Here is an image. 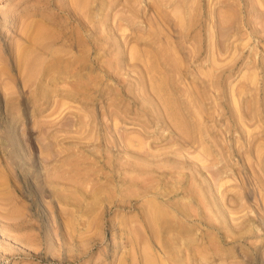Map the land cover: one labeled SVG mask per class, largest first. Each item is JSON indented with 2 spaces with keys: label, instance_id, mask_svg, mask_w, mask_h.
<instances>
[{
  "label": "rangeland",
  "instance_id": "obj_1",
  "mask_svg": "<svg viewBox=\"0 0 264 264\" xmlns=\"http://www.w3.org/2000/svg\"><path fill=\"white\" fill-rule=\"evenodd\" d=\"M90 1L0 0V264H264V0Z\"/></svg>",
  "mask_w": 264,
  "mask_h": 264
},
{
  "label": "bare ground",
  "instance_id": "obj_2",
  "mask_svg": "<svg viewBox=\"0 0 264 264\" xmlns=\"http://www.w3.org/2000/svg\"><path fill=\"white\" fill-rule=\"evenodd\" d=\"M89 1L90 0H67V2H66V4L65 5H63V6H60L58 9H59V11L61 12V13H63L64 15H66L67 16V18L71 21V22H76L77 24H78V26H81L82 24H83V22H84V20L86 19V17H88L89 18V15L91 14V11L90 12H88V7H89ZM94 1V0H93ZM106 1V0H105ZM109 1V0H108ZM188 1V0H187ZM186 1V2H187ZM52 2V1H51ZM91 2V1H90ZM110 2H111V0H110ZM44 3V2H43ZM57 3V2H56ZM100 3V2H99ZM102 3H105V2H102L101 1V4ZM106 3H109V2H106ZM136 3V2H135ZM93 4V3H92ZM122 4V3H121ZM141 4V3H140ZM41 5V4H40ZM113 6V5H112ZM116 6H117V4H116ZM93 7V6H92ZM95 8V7H94ZM139 8V7H138ZM162 8V7H161ZM189 8V7H188ZM103 9V8H102ZM109 10V9H108ZM179 12V11H178ZM127 13V12H126ZM61 15V14H60ZM93 15V14H92ZM109 15V14H108ZM176 15H178L177 13H176ZM182 16V15H181ZM99 17V16H98ZM128 18V17H127ZM126 18V19H127ZM43 19V18H42ZM93 20H94V18H92ZM91 19V17L89 18V20H92ZM124 19V18H123ZM140 19V18H139ZM190 19H192V18H190ZM88 20V19H87ZM92 20V21H93ZM128 20V19H127ZM134 20V19H133ZM103 21V20H102ZM135 21V20H134ZM104 22V21H103ZM131 22V21H130ZM43 25V24H42ZM91 25V24H90ZM102 25V24H101ZM132 25V24H131ZM87 26V25H86ZM91 27H93V31H94V29H96V25L94 26H91ZM102 27V26H101ZM111 27V26H110ZM194 27V26H193ZM33 28V27H32ZM38 28V27H37ZM36 28V29H37ZM117 28V27H116ZM115 28V29H116ZM46 29V28H45ZM88 29V28H87ZM120 29V28H119ZM28 30H29V28H28ZM136 30V29H135ZM35 32H36V30H34ZM140 31V30H139ZM26 32H27V30H26ZM90 32H91V35L93 36V33H92V31L90 30ZM102 32V31H101ZM113 32V31H112ZM141 32V31H140ZM139 32V33H140ZM188 32V31H187ZM100 33V32H99ZM104 33V32H103ZM158 33V32H157ZM156 33V34H157ZM183 33V32H182ZM37 36H36V39H34V44L36 45V47H38V48H40L41 49V51H45V50H48L47 48H48V46L50 45V44H48V43H44V41L43 40H45V37H46V34H45V32H44V30H41L40 28L38 29V32H37ZM56 35V34H55ZM106 35V34H105ZM222 35V34H221ZM32 36H34V34L32 35ZM60 36V35H59ZM159 36V35H158ZM27 37V36H26ZM50 37V36H49ZM53 37V36H52ZM52 37H50L51 38V40H52ZM56 37H58V36H56ZM104 37V36H103ZM156 37V36H155ZM29 39L28 40H30V37H28ZM59 39H60V37H58ZM106 38V37H105ZM142 38V37H141ZM146 38V37H145ZM49 40V39H48ZM147 40V39H146ZM64 41V40H63ZM98 41V40H97ZM100 41V40H99ZM139 41V40H138ZM152 41V40H151ZM105 42V41H104ZM155 42V41H154ZM50 43H51V41H50ZM153 43V42H152ZM52 45H53V43H51ZM54 44H55V42H54ZM81 44V43H80ZM169 44V43H168ZM82 45V44H81ZM102 45V44H101ZM157 46H159L158 44H157ZM169 46V45H168ZM70 47V46H69ZM100 47V46H99ZM160 47V46H159ZM30 48V47H29ZM102 48V47H101ZM26 49V48H25ZM104 49V48H103ZM158 49H161V48H158ZM166 49V48H165ZM169 49V48H168ZM96 50V49H95ZM19 51H21V50H19ZM99 51V50H98ZM132 51V50H131ZM167 51V50H166ZM17 52V51H16ZM39 52V51H38ZM37 52V53H38ZM97 52V51H96ZM135 52V51H134ZM21 53V52H20ZM19 53V54H20ZM195 53V52H194ZM65 54V53H64ZM139 54V53H138ZM162 54H163V52H162ZM172 54V51L170 52V56H172L171 55ZM59 55H60V53H59ZM67 55V54H66ZM88 55V54H87ZM135 55V54H134ZM137 55V54H136ZM191 55V54H190ZM19 56V55H18ZM37 55L35 54V56L34 57H36ZM58 56V55H57ZM61 56H64V55H61ZM89 56V55H88ZM34 57H33V54H27L26 52H22L21 54H20V56H19V60H20V62L22 63V64H28L29 63V61L30 60H35L34 59ZM68 57H70V56H68ZM77 57V56H76ZM98 57V56H97ZM134 57V56H133ZM136 57V56H135ZM138 57V56H137ZM136 57V58H137ZM140 57V56H139ZM169 57V56H168ZM167 57V58H168ZM174 57H177V56H174ZM65 58V57H64ZM71 58V57H70ZM122 58V57H121ZM97 59V58H96ZM116 59V58H115ZM18 60V61H19ZM72 60V59H71ZM82 60V59H81ZM90 60V59H89ZM164 60V59H163ZM169 60V59H168ZM58 61V60H57ZM56 61V62H57ZM80 61V60H79ZM82 61H84V60H82ZM172 61H174V60H172ZM86 62V61H85ZM166 62V61H165ZM171 62V61H170ZM182 62V61H181ZM190 62V61H189ZM19 63V62H18ZM59 63V62H58ZM57 63V64H58ZM84 63V62H83ZM117 63V62H116ZM130 63V62H129ZM48 64V63H47ZM80 64V63H79ZM78 64V65H79ZM176 64V63H175ZM174 64V65H175ZM52 65V64H51ZM177 65V64H176ZM175 65V67L177 68V66ZM45 66V65H44ZM63 66V65H62ZM158 66V65H157ZM66 67H68V66H66ZM66 67H64V70H61L60 72H66V71H68L67 69L68 68H66ZM148 67V66H147ZM51 68V67H50ZM73 68V67H72ZM151 68L152 69H154V70H156L157 68L154 66V64L151 66ZM61 69V68H60ZM66 69V70H65ZM78 70V69H77ZM81 70V69H80ZM178 71H180V70H178ZM135 74H136V72H135ZM55 75V74H54ZM28 76V75H27ZM52 76V75H51ZM176 76V75H175ZM49 78H51L50 76H48ZM71 77V76H70ZM180 77V76H179ZM72 78V77H71ZM86 79V77H82V78H80L81 80H80V82H83L85 79ZM89 78V77H88ZM87 78V79H88ZM173 78H175V77H173ZM212 78V77H211ZM65 79V78H64ZM176 79V78H175ZM181 79V78H180ZM90 80V79H89ZM48 81H50V80H48ZM86 81V80H85ZM177 81V80H176ZM57 82V81H56ZM62 82V81H61ZM65 82V81H64ZM97 82V81H96ZM53 83V82H52ZM75 83V82H74ZM85 83V82H84ZM87 83V82H86ZM56 85V84H55ZM57 86V85H56ZM61 86V85H60ZM72 87H74V85H72ZM92 87V86H91ZM141 88V87H140ZM75 89V88H74ZM142 89V88H141ZM93 90V89H92ZM59 91V90H58ZM143 91H141V93H142ZM217 92V91H216ZM179 93H181L180 91H179ZM207 93V92H206ZM144 96V95H143ZM162 98V103H167L166 105V111H167V113H166V115H168V117L166 118V120H167V122L168 123H174L173 125L175 126V127H177L179 130H187V128L185 127V125H184V123L182 122V119H183V117L181 118L180 116H182V115H180V111H178V109L179 110H181L180 108H179V106H178V104L176 103V104H174V102L172 101H169V100H171L169 97V99L168 98H165V97H161ZM159 100H161V99H159ZM202 101V100H201ZM191 103H192V101H191ZM186 104V103H185ZM177 105V106H176ZM177 107H178V109H177ZM194 107V106H193ZM192 107V108H193ZM191 108V109H192ZM195 109V108H194ZM196 110V109H195ZM203 110V109H202ZM205 111V110H204ZM182 112V111H181ZM203 112V111H202ZM179 113V114H178ZM189 114V113H188ZM196 116V115H195ZM197 117H199V116H197ZM191 118V117H190ZM159 119V118H158ZM194 119H196V118H194ZM159 121H160V119H159ZM170 121V122H169ZM193 121V120H192ZM197 123V122H196ZM223 126V125H222ZM198 127V126H197ZM227 128V127H226ZM199 129V128H198ZM197 129V130H198ZM199 131V130H198ZM122 142V141H121ZM203 142V141H202ZM122 144V143H121ZM202 144V143H201ZM201 144H199V145H201ZM196 145V144H195ZM127 147V146H126ZM201 147H202V145H201ZM205 147V146H204ZM207 149H209V148H207ZM205 151H206V149H205ZM208 151V150H207ZM225 169V168H224ZM218 175V174H217ZM142 176H144V175H142ZM138 177V176H137ZM136 178V177H135ZM3 181V179L2 178H0V182H2ZM148 194V193H147ZM78 195V194H77ZM98 196H99V194H98ZM100 198V197H99ZM1 199V198H0ZM152 205V204H151ZM156 205V204H155ZM161 205V204H160ZM93 206V205H92ZM150 206V205H149ZM162 206V205H161ZM154 207V210H153V212H151V221L154 223V224H158L159 223V221H160V219L159 218H161L160 216L162 215V216H167V214H169L170 212L167 210V212L165 211V209H164V211H165V213H167V214H162V210H160L157 206H153ZM163 207V206H162ZM185 207V206H184ZM150 208V207H149ZM164 208V207H163ZM185 209V208H184ZM149 210H151V209H149ZM169 212V213H168ZM183 213V212H182ZM175 214V213H174ZM180 215V214H179ZM165 216V217H166ZM167 218L169 219V216H167ZM161 219H163V218H161ZM159 220V221H158ZM173 220L174 221H176L174 218H173ZM161 224V223H160ZM169 224H171V223H169ZM178 224H180V226H181V223H178ZM164 225H165V222H164ZM158 229V228H157ZM159 230V229H158ZM160 232V231H159ZM20 236V235H19ZM161 239V238H160ZM171 243V242H170ZM172 245V244H171ZM148 250V249H147ZM170 250V249H169ZM146 251V250H145ZM167 251V250H166ZM148 253V252H147ZM150 254V253H149ZM149 254H148V256H149ZM147 256V257H148ZM152 256V255H151ZM152 257H154V256H152ZM152 257H151V259H152ZM146 259V258H145ZM148 259H149V257H148ZM150 260V259H149ZM148 260V261H149ZM153 261H154V259H152ZM156 261V260H155ZM161 261V260H160ZM148 262H147V260H146V264H147ZM149 263H151L150 261H149ZM148 263V264H149ZM155 263V262H154ZM154 263H152V264H154ZM157 263V262H156ZM161 263V262H160ZM166 262H163V264H165Z\"/></svg>",
  "mask_w": 264,
  "mask_h": 264
}]
</instances>
